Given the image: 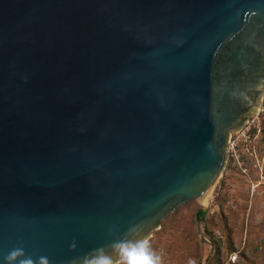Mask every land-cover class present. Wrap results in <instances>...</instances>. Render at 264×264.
Wrapping results in <instances>:
<instances>
[{"label": "water", "instance_id": "water-1", "mask_svg": "<svg viewBox=\"0 0 264 264\" xmlns=\"http://www.w3.org/2000/svg\"><path fill=\"white\" fill-rule=\"evenodd\" d=\"M263 97L264 0H0V264L146 239Z\"/></svg>", "mask_w": 264, "mask_h": 264}, {"label": "rangeland", "instance_id": "rangeland-1", "mask_svg": "<svg viewBox=\"0 0 264 264\" xmlns=\"http://www.w3.org/2000/svg\"><path fill=\"white\" fill-rule=\"evenodd\" d=\"M258 117L260 132L250 125V140L242 135L246 125L232 132L203 202L181 203L146 238L161 264H264V118Z\"/></svg>", "mask_w": 264, "mask_h": 264}, {"label": "clouds", "instance_id": "clouds-1", "mask_svg": "<svg viewBox=\"0 0 264 264\" xmlns=\"http://www.w3.org/2000/svg\"><path fill=\"white\" fill-rule=\"evenodd\" d=\"M3 264H52V261L46 255L33 257L23 247H14L3 256ZM69 264H161V256L152 250L148 239L122 240L73 257Z\"/></svg>", "mask_w": 264, "mask_h": 264}, {"label": "built area", "instance_id": "built-area-1", "mask_svg": "<svg viewBox=\"0 0 264 264\" xmlns=\"http://www.w3.org/2000/svg\"><path fill=\"white\" fill-rule=\"evenodd\" d=\"M255 114L256 115H254L251 119H249L248 123L245 126L246 129L244 130V132H242V135L246 136V138L249 140H250L249 131L251 130L249 129L250 125H253L254 127H256L257 132H260L259 123H260L261 118H259L258 116L261 115V117L264 118V97L261 101L258 111Z\"/></svg>", "mask_w": 264, "mask_h": 264}, {"label": "trees", "instance_id": "trees-1", "mask_svg": "<svg viewBox=\"0 0 264 264\" xmlns=\"http://www.w3.org/2000/svg\"><path fill=\"white\" fill-rule=\"evenodd\" d=\"M197 215L199 218L202 217V215H204V210L203 209H199L198 212H197Z\"/></svg>", "mask_w": 264, "mask_h": 264}]
</instances>
